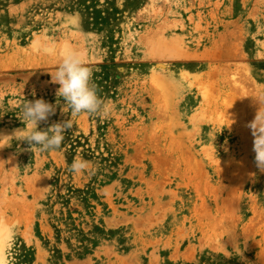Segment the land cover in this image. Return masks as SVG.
<instances>
[{
  "label": "rangeland",
  "instance_id": "1",
  "mask_svg": "<svg viewBox=\"0 0 264 264\" xmlns=\"http://www.w3.org/2000/svg\"><path fill=\"white\" fill-rule=\"evenodd\" d=\"M71 52L109 114L74 117L56 151L3 139L15 264H264L246 127L264 100V0H0V135L24 129L26 100L56 104ZM60 103L40 129L70 119Z\"/></svg>",
  "mask_w": 264,
  "mask_h": 264
},
{
  "label": "clouds",
  "instance_id": "2",
  "mask_svg": "<svg viewBox=\"0 0 264 264\" xmlns=\"http://www.w3.org/2000/svg\"><path fill=\"white\" fill-rule=\"evenodd\" d=\"M93 69L85 64L76 52L66 55L51 74V83L58 84L56 90V104L49 103L43 98L26 100L21 106V121L25 124L24 129H17L12 135H0V149L10 147L5 146L2 141L4 138H13L18 142H26L27 149L24 151H56L65 138V133L73 126L72 119L82 113L106 117L109 109L97 93L93 82ZM32 95L35 96L33 90ZM62 113H70V119L51 123L47 128L40 129L41 123H47L49 117L56 114L57 106L61 105ZM259 108L254 118L246 124L250 130L252 141V151L254 152V162L259 171L264 172V100H257ZM18 131L25 132L24 135L17 137ZM89 170V162L83 159H74L69 166V171L80 174ZM0 224V231H2ZM11 230L9 231L8 249L0 248V264H15L11 252L12 244Z\"/></svg>",
  "mask_w": 264,
  "mask_h": 264
},
{
  "label": "bare ground",
  "instance_id": "3",
  "mask_svg": "<svg viewBox=\"0 0 264 264\" xmlns=\"http://www.w3.org/2000/svg\"><path fill=\"white\" fill-rule=\"evenodd\" d=\"M0 248H4V246L2 244H0Z\"/></svg>",
  "mask_w": 264,
  "mask_h": 264
}]
</instances>
